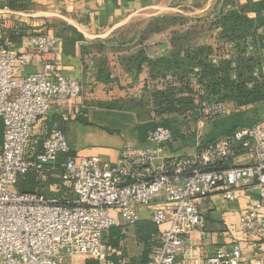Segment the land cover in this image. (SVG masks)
Returning a JSON list of instances; mask_svg holds the SVG:
<instances>
[{"label":"built area","instance_id":"obj_1","mask_svg":"<svg viewBox=\"0 0 264 264\" xmlns=\"http://www.w3.org/2000/svg\"><path fill=\"white\" fill-rule=\"evenodd\" d=\"M0 2L4 4L6 0ZM0 14V119L3 124L0 264H62L64 257L114 264L106 259L102 235L118 223L131 226L139 222L140 209L149 211L148 220L161 231V250L145 264H191L192 232L199 231L205 239L210 236L197 208L201 197L220 187L223 199L233 201L235 187L255 186L263 189L264 198V121L239 128L211 143L201 142L196 134L194 151L188 155H168L166 148L173 142L172 134L158 126L147 133L143 145L126 143L114 164L97 157H71L65 162L62 174V180L71 186L74 197L67 205L43 196L16 192L17 175L25 174L30 167L25 150L33 128L53 105L62 107L80 97L82 88L76 81L54 72L50 56L58 40L51 34L20 38L19 43L40 58L42 67L38 72L20 75L31 64V58L17 52L9 39L2 37L1 29L7 27L9 20L19 21L23 14L7 7L0 8ZM192 25L189 21L176 31H188ZM172 31L149 37L146 45L155 46L158 37L170 41ZM231 48L227 46V50ZM169 50L168 44L165 53ZM158 57L161 56L156 54L149 58ZM224 59L229 60V54ZM212 63H217V57H212ZM197 72L194 68L193 73ZM122 76L127 78L126 74ZM253 76L257 77V72ZM109 77L115 79L114 75ZM89 82L95 85L96 76L89 75ZM164 83L178 86L170 74L165 76ZM146 85L142 78L134 87L127 88L123 96L138 99ZM189 85L203 95L196 78H192ZM228 113L225 103L202 102L187 111L186 116L195 121L197 133L205 120ZM237 150L249 156L248 164L210 170L211 166L227 161ZM70 152L64 133L54 131L44 140L33 167L39 171L54 170L58 155ZM237 216L242 227L255 228L259 236L264 237V216L258 205H249ZM204 264H242L241 250L238 245L219 249L207 257Z\"/></svg>","mask_w":264,"mask_h":264},{"label":"trees","instance_id":"obj_2","mask_svg":"<svg viewBox=\"0 0 264 264\" xmlns=\"http://www.w3.org/2000/svg\"><path fill=\"white\" fill-rule=\"evenodd\" d=\"M3 7L12 11H24L26 0H6L4 4L0 2V8ZM189 21L179 16L156 18L151 23L149 34L166 31L170 26L181 27ZM192 22L194 24L188 31H172L170 50L163 56L151 59L145 54L144 49H140L122 61L123 71L131 78L132 86L138 84V77L146 68V77L143 80L147 85L140 97L125 99V102L131 105L127 110H144L140 113L144 115V119L140 120V124L134 130L139 145H143L147 133L158 126L170 130L173 142L185 144L195 141L197 134L195 121L188 120L186 112L194 110L202 102L225 103L229 108L228 114L205 120L210 124V130L205 135L208 140L205 139L204 143L229 136L237 129L251 127L261 120L255 105L264 103V0L258 2L224 0L218 14L205 22L208 31L213 33L211 38L214 44H189L198 33L197 25L201 23L200 20ZM63 32H65L63 41L67 46L82 40L71 27H65ZM43 34H46V31H35L24 24L16 23L13 29L2 37L8 38L13 44L19 42L23 36ZM55 37L61 38L62 35ZM149 37L148 34L142 36L138 45L142 46L141 41ZM228 45L232 46L229 50ZM226 54H229V60L224 59ZM213 56L217 57L216 64L212 63ZM232 63L234 67L231 66ZM194 68L198 69L197 73H193ZM95 69L96 84L107 88L120 84L123 76L120 74L111 80L106 63ZM254 72H257V77L253 76ZM167 74L176 79L177 87L165 85L164 78ZM192 78H196L203 95L190 87ZM178 94H182L183 97L178 98ZM103 108L112 109L113 106L105 103ZM83 112L87 111L82 109L75 120L84 121ZM66 121L67 119L59 117L56 126L43 132L38 139H30L25 150V159L30 167L25 174L17 175L16 192L43 196L62 205L73 201L71 186L62 180L65 162L75 157L72 152L59 154L54 170L46 168L39 171L33 167L44 140L54 131L63 132ZM2 132L3 124L0 119V146ZM242 154L243 151L237 150L227 161L211 166L210 170L226 169ZM160 235L161 231L154 223L140 220L131 226L116 224L103 233L101 242L107 251V261L114 264H145L160 252ZM87 264L100 263L87 261Z\"/></svg>","mask_w":264,"mask_h":264},{"label":"crops","instance_id":"obj_3","mask_svg":"<svg viewBox=\"0 0 264 264\" xmlns=\"http://www.w3.org/2000/svg\"><path fill=\"white\" fill-rule=\"evenodd\" d=\"M223 1L26 0V9L15 11L21 12L22 18L19 21L9 20L7 27L1 29V35L5 37L4 34L12 30L16 23L24 24L35 31H46V34L53 36L62 35L61 38L56 37L58 44L50 56L55 65L54 72L76 81L82 88L81 96L76 100L66 103L62 107L52 106L48 114L39 120L33 128L32 139H38L43 132L56 126L59 117H63L67 121H75L76 115L84 108V102L89 99L107 101L116 95L121 100L126 99L123 94L127 88L132 86V80L128 74L124 73L121 66L122 61L131 56L132 51L137 52L140 49H144L148 57L156 54L162 56L167 51L169 41L164 38L163 40L158 37V42L153 47L146 45L147 39L141 41L143 42L142 46L138 45L142 36L146 34L150 37L155 35L145 31L149 19L179 16L190 21L200 20L201 23L197 25L196 29L198 33L194 39L190 40L189 44H214V40L211 38L213 33L208 31L206 21L212 20L218 14ZM181 9H185V11ZM1 18L0 14V20ZM137 21H143V26H140L139 30L134 33L135 38L122 41L121 34L127 35L126 29ZM65 27L73 28L82 37V40L75 42L72 46H67L63 41ZM176 29V26H170L168 30L176 31ZM123 42L126 45H123ZM12 45L17 52L31 58V64L23 69L20 75L41 70L40 58L34 55L30 49L24 48V45L19 42H14ZM102 63H106L110 75H114L116 78L120 74H126L127 78L123 79L122 77L118 86L113 85L109 88L99 83L91 85L89 75L97 77L95 67ZM144 77H146V68L143 69L138 79ZM134 86L133 84L132 87ZM255 108L261 116L260 121H264V103L255 105ZM93 112L91 115L99 114L96 113L97 110ZM63 133L65 136V125ZM130 133L133 134L135 142L125 143L138 144L134 130ZM181 145L183 143L173 142L166 148L167 154L170 156L183 155L176 151L178 148L174 147ZM121 150L110 155L111 162L116 163ZM248 162L249 156L247 155H240L233 160V164L237 166L246 165ZM233 192L235 194L233 201L223 199V190L220 187L199 199L197 208L205 221V231L210 236L205 239L199 231L192 232L191 246L194 250L190 254L191 264H204L205 259L217 250L229 249L233 245H238L241 250L242 264H264V237L259 236L255 228L246 229L244 226L242 227L237 216L249 205H258L260 214L264 216V198L261 195L263 189L255 186H237ZM140 215L141 220H148L149 211L140 209ZM180 259L181 255L177 261Z\"/></svg>","mask_w":264,"mask_h":264},{"label":"rangeland","instance_id":"obj_4","mask_svg":"<svg viewBox=\"0 0 264 264\" xmlns=\"http://www.w3.org/2000/svg\"><path fill=\"white\" fill-rule=\"evenodd\" d=\"M181 10L185 11V9ZM154 19L156 18L148 20L149 24L145 30L147 33H150L149 28ZM140 26H143V21L133 23L126 29L127 35L121 34L122 41L135 38L134 33L139 30ZM159 38L163 39L162 37ZM123 45H126V43L123 42ZM105 103L106 105L110 103L113 108L104 109ZM83 106V110L87 111L83 112V119L85 122L72 120L64 124L67 144L72 150V153L78 158H91L92 156H96L104 162L114 164V162H111L110 155L115 151L121 150L125 142H135L133 139L134 136L130 131L132 132V130H135L136 126L140 124V120L144 119V115L142 116L140 114L144 110H127L131 105L125 102V99L121 100L118 95L108 102L100 99H89L84 102ZM96 110V113L99 114L91 115L94 113L93 111ZM259 117L261 118V116ZM209 130L210 124L204 121L197 132L201 142L205 141V135ZM206 140H208V138ZM174 147L178 148L176 151L183 155L191 154L194 151L193 142H187L179 147ZM87 261L81 257H64L62 264H87Z\"/></svg>","mask_w":264,"mask_h":264}]
</instances>
